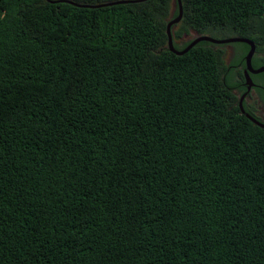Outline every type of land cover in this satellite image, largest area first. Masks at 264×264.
<instances>
[{
    "label": "trees",
    "instance_id": "obj_1",
    "mask_svg": "<svg viewBox=\"0 0 264 264\" xmlns=\"http://www.w3.org/2000/svg\"><path fill=\"white\" fill-rule=\"evenodd\" d=\"M174 1L0 0V264H264V127ZM182 2L264 52V0Z\"/></svg>",
    "mask_w": 264,
    "mask_h": 264
},
{
    "label": "flooded vegetation",
    "instance_id": "obj_2",
    "mask_svg": "<svg viewBox=\"0 0 264 264\" xmlns=\"http://www.w3.org/2000/svg\"><path fill=\"white\" fill-rule=\"evenodd\" d=\"M211 44L223 45L214 43ZM226 44L233 45V60L232 64H229V71L231 72L230 79L233 83L232 90L239 98L238 104L244 113L251 115L250 111H252L254 116L264 122V105H260L258 103V98L264 97V71L252 72L246 70L245 57L250 50L246 49V45H249L248 43L231 42ZM252 64L255 71L264 67V52L258 53L257 45ZM250 98H255L253 103L249 102Z\"/></svg>",
    "mask_w": 264,
    "mask_h": 264
},
{
    "label": "water",
    "instance_id": "obj_3",
    "mask_svg": "<svg viewBox=\"0 0 264 264\" xmlns=\"http://www.w3.org/2000/svg\"><path fill=\"white\" fill-rule=\"evenodd\" d=\"M52 3L57 2V1H68L71 2L73 4H76L78 6H86V7H100V6H104V5H111V4H116V3H120V2H142L145 0H120V1H115V2H109V3H103V4H98V5H90V4H80V3H75L71 0H50ZM174 6L178 7V15L171 19L168 22L167 25V33H168V48L178 54V55H182L185 52H187L188 50H190L192 47H194L195 45H197L198 43L202 42V41H208L214 44H226V43H231V42H246L250 45V50L248 52V54L245 57V61H246V70L247 71H252V72H262L264 71V67H262L259 70H256L253 68V64H252V60H253V56L255 54L256 51V44L253 40L246 38V37H229V38H215L213 36L210 35H199L196 39H194L186 48L184 49H177L176 45H175V41H174V36H173V27L179 23L182 20L183 17V2L182 0H175L174 1ZM247 116L253 120L255 123H257L258 125L264 127V122L258 120L257 118L253 117L250 114H247Z\"/></svg>",
    "mask_w": 264,
    "mask_h": 264
},
{
    "label": "rangeland",
    "instance_id": "obj_4",
    "mask_svg": "<svg viewBox=\"0 0 264 264\" xmlns=\"http://www.w3.org/2000/svg\"><path fill=\"white\" fill-rule=\"evenodd\" d=\"M173 19V17L171 18ZM180 24L177 23L174 27H173V32H174V41L175 44L178 47H183L184 45H186L187 43H191L194 39H196L199 35H204V34H199L198 32H196L195 30H191L189 33H184L183 36L181 38H177L176 32L178 30H180ZM213 36L215 38H221V34L215 33L213 34ZM215 48H221L225 51V60L227 64H232V60H233V53H232V48L233 45L231 44H223V45H213ZM240 95V94H239ZM255 100V98H250L249 102L253 103V101Z\"/></svg>",
    "mask_w": 264,
    "mask_h": 264
},
{
    "label": "snow or ice",
    "instance_id": "obj_5",
    "mask_svg": "<svg viewBox=\"0 0 264 264\" xmlns=\"http://www.w3.org/2000/svg\"><path fill=\"white\" fill-rule=\"evenodd\" d=\"M258 103H259L260 105H264V97H259V98H258Z\"/></svg>",
    "mask_w": 264,
    "mask_h": 264
}]
</instances>
